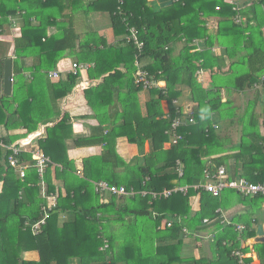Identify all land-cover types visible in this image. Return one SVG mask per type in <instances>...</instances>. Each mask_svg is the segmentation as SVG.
I'll use <instances>...</instances> for the list:
<instances>
[{"label":"trees","instance_id":"16d2710c","mask_svg":"<svg viewBox=\"0 0 264 264\" xmlns=\"http://www.w3.org/2000/svg\"><path fill=\"white\" fill-rule=\"evenodd\" d=\"M236 2L245 18L241 25L232 20ZM95 14L109 16L110 39L88 24ZM10 19H15L14 29ZM207 21L213 23L210 28ZM126 25L137 30L143 44L142 70L164 81L165 89L135 85L134 59L140 52L126 43ZM2 36L0 85L4 62L12 60L11 94L0 95V126L5 131L0 139L6 145L52 122L60 101L78 84L79 73L48 76L60 60L90 65L85 79L101 81L83 90L98 122L89 137L74 138L71 118L65 114L38 141L51 161L41 179L31 168V157L23 154L19 162L30 167L20 180L0 149V264H70L73 259L77 264H240L233 253L251 250L264 262V243L242 245L255 237L258 223L253 216L264 204L262 195L244 197L227 189L214 198L203 189L189 188L185 195L154 200L150 195L99 194L93 185L105 182L127 191L161 193L201 184L205 171L215 174L220 167L227 180L264 183V133L255 114L264 90L254 89L264 75V0H180L158 13L148 0H0ZM195 40L202 45L193 52ZM199 69L201 81L195 77ZM253 89L254 98L241 112L234 95ZM142 91L148 97L144 113L138 100ZM183 91L192 103L189 117L194 124L182 126L181 140L172 145L166 132L175 117L185 118L173 104ZM262 114L264 119V109ZM235 120L243 125L237 143L223 135ZM119 138L137 149L128 163L115 150ZM67 142L76 148L98 146L102 152L84 158L78 173L67 158ZM41 182L45 196H56V207L40 233L32 235L30 226L40 220L46 204ZM173 218L180 223L168 228L165 221ZM205 219L208 224H203ZM236 225L244 230L237 232ZM204 233L211 256L184 258V238L199 242L198 235L203 238ZM103 239L106 250H101ZM31 252L38 260L24 259Z\"/></svg>","mask_w":264,"mask_h":264},{"label":"built area","instance_id":"2783aa9c","mask_svg":"<svg viewBox=\"0 0 264 264\" xmlns=\"http://www.w3.org/2000/svg\"><path fill=\"white\" fill-rule=\"evenodd\" d=\"M174 2H178L180 0H172ZM119 5H122V1H119ZM218 10V8H216ZM232 11L235 13L232 20L235 24L241 25L245 22V18L240 15L241 8L239 6V2H236L234 6L232 7ZM125 21V20H124ZM11 26L14 29L16 22L15 19H10ZM126 31L127 35L125 37L126 43L133 44L137 50L140 52L134 59V68H135V74H134V83L137 87L141 88L142 90H149V89H165V82L164 81H157L154 80L150 74L144 70H142V62L140 61L141 57V50L143 48V44L138 39V32L137 30L130 26L126 25ZM202 45V41H193L192 46H194L193 52L200 51ZM90 65L88 64H76L74 62L70 63V66L67 70H65L62 66H56L55 70L50 72L48 76L50 78H57L60 74L67 72L69 73H79L82 74L83 72H86L87 69H89ZM203 76V70L199 69L196 72V80L201 81ZM91 84L87 81L79 82L75 88H79L81 90L87 89ZM254 89L257 91L264 90V75L260 77V80L258 83L254 85ZM173 104H177L176 101H173ZM178 112V111H177ZM191 112V108H186L185 112H182L183 117H175L171 123L170 128L166 132L170 136V143L172 145L177 144L178 141L181 140V136L178 134L179 129L182 126H185L187 124H194V120L192 117H189ZM215 127V126H213ZM262 132L264 133V119L262 121ZM40 134L33 135L31 137H28L26 139L20 140L18 143H14L11 145H6L2 142L0 139V149L4 152V155L6 157L7 165L14 170V172L18 175L19 179L22 180L25 178L26 170L30 167L29 164H22L19 162L18 158L23 155L27 154L31 157V161L33 162L31 168H34L36 170L37 175L41 179L43 176V173L47 166L51 164V161L48 157H46L42 151L37 147L36 144H34L35 138H38ZM177 165V173L180 177L182 175L181 165L179 162L176 163ZM204 181L201 184L189 187V186H176L172 189H165L161 193H148L146 191H134L133 189L126 190L124 187H115L110 186L105 182H96L93 183L95 187V191L99 194H111V195H118V196H125V197H134L135 195H139L141 197L151 196L152 199H167L172 194L180 193L182 195H185L189 188L193 189H203L205 193L210 194L214 198L220 197L222 191L230 189L234 190L239 195H242L244 197H253L257 195L264 196V183L261 184H251L248 183L244 178H237L235 180H227L226 179V173L225 169L223 167H220L215 174H209L208 172H204ZM42 187V197L45 198L46 204H44L41 208L42 217L38 222L30 226V231L32 235H37L40 233L42 227L45 225L46 221L48 220L50 216V212L56 207V196H45L44 194V184L41 182ZM1 188V187H0ZM219 212V211H218ZM155 216V214H153ZM174 221L180 223V220L178 218H173L170 220H166V226L169 228L174 223ZM203 224H208V220H203ZM235 229L237 232L241 233L244 230L243 225H236ZM182 233L185 235H188V232L186 229H182ZM198 238L202 237L198 235ZM206 237H204L205 239ZM245 243H248L246 241ZM244 245V242L242 243ZM108 248V242L106 239H103V247L101 250H106ZM234 257H237L240 264H243V260L250 257V254H242L241 252H235L233 253ZM252 264V262L250 263Z\"/></svg>","mask_w":264,"mask_h":264},{"label":"crops","instance_id":"0c3cea01","mask_svg":"<svg viewBox=\"0 0 264 264\" xmlns=\"http://www.w3.org/2000/svg\"><path fill=\"white\" fill-rule=\"evenodd\" d=\"M148 1L151 2L152 0H148ZM212 24L213 23L211 21H207V27L208 28H210L212 26ZM104 37L107 40L110 39L111 38L110 31H109V34L107 36H104ZM3 38H4V36L0 37V41H2ZM9 38H12V34L9 35ZM178 47H180V46H177V49H178ZM70 63H72V62H70L69 59H62L59 61V63L57 65L59 67L62 66L65 70H67L70 66ZM67 74L68 73L65 72V73H62L60 75L62 77H65ZM85 74H86V72H83L80 75L79 82H81V80L89 82L91 85L88 88L96 86L100 83V81H101L100 79L99 80H89V79L86 80ZM2 88H3V83H2V85H0V95H3L2 94ZM83 92L84 91L79 89V88H74L70 94L65 96L60 101L58 115L53 120H51L52 122H50L46 125H40L38 127L37 131L35 133H32L29 136V137H31L33 135L40 134V136H38V138H35L34 144L38 145V141L40 139H44L46 136V128H52L55 124H57L61 120V118L65 114L69 115L71 118L72 134H73L74 138H87L90 136L92 129H94L95 127L98 126V122H97V120L93 119V117L91 116L92 112H91L90 108L87 106V103H86L84 96H83ZM262 93H264V92H262ZM222 95L225 96V93L223 92ZM147 99H148V97H147L146 91H142L138 94V100H139V104H140L141 109H142V113H144V105H145V102L147 101ZM180 100H182V101L186 100L187 101L188 100V92L186 93V95H183ZM223 100H225V99L223 98ZM187 103L191 104V102L189 100L187 101ZM162 108H163V112L166 113L167 112V105L165 103H162ZM177 108H181L182 112L186 111V108H183L182 105H180L178 102H177ZM21 132H22L21 129L14 131V133H21ZM3 135H5V131H4L3 126H0V136H3ZM18 142L19 141H16L14 143H18ZM67 144H68L67 158H68V160H70L74 163L78 173H80L82 170V161L84 158L89 157V156H96L102 152V150H101L102 148L98 147V146L76 148V147L71 146L70 142H67ZM115 150H116L117 154L126 163H128L133 157H135L137 155L136 147L134 145H130L126 141L125 138H119L116 140ZM145 151H148L147 145L145 146ZM62 194L64 195V192ZM192 207H193V209L196 208L195 201H193ZM236 210H234V212ZM231 213L232 212L230 211L227 213V215H230ZM222 217H225V215L222 214ZM253 218L256 219L258 225H262V228L264 229V204H263L262 208L256 212V214H255V216H253ZM257 226H254L255 229L257 228ZM202 235H207V233H204ZM255 237H256V234H255ZM199 239H201V238H199ZM204 241H206L204 239V237L199 242L195 241V237H190V236L185 237L183 240V252H182L183 257L184 258H193L195 260H198L201 256L210 257L211 253H210V249L208 248V243H204ZM204 244H207L206 249H204V247H205ZM252 244L253 243H251V240H249L248 243H245L244 245H246V246L248 245L251 248ZM249 254H250V257H248V258L252 259V264H264V262L261 263L257 259V256L253 250H251L249 252ZM24 259L36 261V260H38V255L35 252L26 253L24 255ZM70 264H77V260H75V259L71 260Z\"/></svg>","mask_w":264,"mask_h":264},{"label":"rangeland","instance_id":"374dc122","mask_svg":"<svg viewBox=\"0 0 264 264\" xmlns=\"http://www.w3.org/2000/svg\"><path fill=\"white\" fill-rule=\"evenodd\" d=\"M88 20L89 19H87V21ZM88 24L93 25L100 32H102V34L104 36H107L109 34V30H110L109 25L110 24H109V16L107 14L91 15L90 21L88 22ZM6 42H9L8 39L4 40V43H6ZM69 61L72 62L73 60L69 59ZM202 78L204 79L203 76H202ZM203 79H201V80H203ZM186 93H187V91H183L182 96L186 95ZM254 96H255V90L254 89H253V91L252 90L247 91L245 94L239 93L237 95H234L233 100H234L235 106L240 107V110L243 109L245 107L246 102L249 99H253ZM222 97L224 99H226L225 96L222 95ZM187 101L186 100H184V101L180 100V101H178V103L180 105H182L183 108H188V107L191 108L192 103L188 104ZM263 109H264V93H261L259 100L256 102V108H255V114L260 116L259 120H258V124H259L260 128L262 126V121H263V114H262ZM241 112H242V110H241ZM238 124H239L238 121L235 120L234 124L230 128L224 129V132H223V135L226 134V135H229L231 137L233 143H237V141H239L240 136H241L242 131H243V125L241 126L240 124L239 125ZM205 237L207 238L208 236L205 235ZM204 243H207V240L204 241ZM204 246H205L204 249H206L207 244H204Z\"/></svg>","mask_w":264,"mask_h":264},{"label":"water","instance_id":"95a60500","mask_svg":"<svg viewBox=\"0 0 264 264\" xmlns=\"http://www.w3.org/2000/svg\"><path fill=\"white\" fill-rule=\"evenodd\" d=\"M173 5L172 0H152L150 6L154 13H158L166 8H169ZM12 90V60L7 59L3 65V96H9ZM1 187V185H0ZM256 237L251 239L253 244H263L264 243V229L262 225H258L256 228Z\"/></svg>","mask_w":264,"mask_h":264}]
</instances>
